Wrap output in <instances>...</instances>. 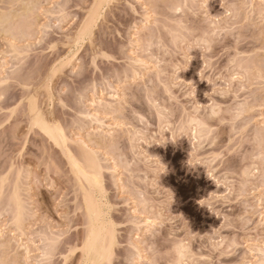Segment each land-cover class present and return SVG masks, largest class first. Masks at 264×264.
<instances>
[{"label":"rangeland","instance_id":"1","mask_svg":"<svg viewBox=\"0 0 264 264\" xmlns=\"http://www.w3.org/2000/svg\"><path fill=\"white\" fill-rule=\"evenodd\" d=\"M97 6L0 0V264H84L88 192L101 264H264V0Z\"/></svg>","mask_w":264,"mask_h":264},{"label":"bare ground","instance_id":"2","mask_svg":"<svg viewBox=\"0 0 264 264\" xmlns=\"http://www.w3.org/2000/svg\"><path fill=\"white\" fill-rule=\"evenodd\" d=\"M106 1L108 0H98L97 14L99 13L101 5ZM90 26L91 23L85 27L83 32L84 34L90 31ZM38 122L42 129L47 131L51 137L54 138V140H62V143L63 141L66 142L67 138H65L64 134L56 133L55 130H53V127L48 125L44 119L41 118ZM76 159L77 158L72 159L71 161L77 168V173L87 180L91 191L95 188L100 190V187L102 186V173L100 172L101 170L96 162H94V160H89V162L91 161L90 163L88 162L90 165L86 167V165H81L80 161ZM85 186H87V184ZM102 192H104V190ZM86 205L89 229L87 230L88 232L83 244V255L85 257L84 264H101L104 260H107L110 257L112 246L115 241L114 230H112L111 226H109L110 223L106 217V211L103 208V203L96 198L94 193L88 192L86 194Z\"/></svg>","mask_w":264,"mask_h":264},{"label":"clouds","instance_id":"3","mask_svg":"<svg viewBox=\"0 0 264 264\" xmlns=\"http://www.w3.org/2000/svg\"><path fill=\"white\" fill-rule=\"evenodd\" d=\"M262 147H264V145H262ZM129 264H135V261L134 260H130Z\"/></svg>","mask_w":264,"mask_h":264}]
</instances>
